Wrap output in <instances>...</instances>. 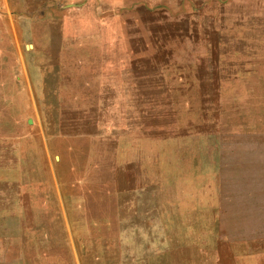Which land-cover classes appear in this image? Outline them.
Instances as JSON below:
<instances>
[{
	"label": "rangeland",
	"instance_id": "obj_1",
	"mask_svg": "<svg viewBox=\"0 0 264 264\" xmlns=\"http://www.w3.org/2000/svg\"><path fill=\"white\" fill-rule=\"evenodd\" d=\"M0 264H264V0H0Z\"/></svg>",
	"mask_w": 264,
	"mask_h": 264
}]
</instances>
